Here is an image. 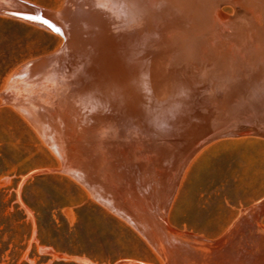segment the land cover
I'll return each instance as SVG.
<instances>
[{"label":"rangeland","instance_id":"374dc122","mask_svg":"<svg viewBox=\"0 0 264 264\" xmlns=\"http://www.w3.org/2000/svg\"><path fill=\"white\" fill-rule=\"evenodd\" d=\"M24 1L62 12L70 37L0 14V90L11 84L0 137L13 160L34 150L38 169H53L0 173L9 210L19 204L36 230L24 186L59 175L137 232L153 255L147 264H264V38L247 24L261 1L213 0L221 27L210 32L201 25L212 0ZM62 213L76 225V206ZM59 260L99 264L36 234L15 264Z\"/></svg>","mask_w":264,"mask_h":264},{"label":"trees","instance_id":"16d2710c","mask_svg":"<svg viewBox=\"0 0 264 264\" xmlns=\"http://www.w3.org/2000/svg\"><path fill=\"white\" fill-rule=\"evenodd\" d=\"M21 61L5 64L3 77ZM13 116L17 127L34 135L22 118ZM9 143V140L0 137V173L16 167L18 175H21L40 168L43 162L33 161L38 159L37 155L33 156L34 150L13 160L9 156ZM6 190L4 188L0 192V264L8 262V258L13 264L17 263L35 234L42 246L52 247L69 256H86L99 264H115L122 260L146 262L153 256L137 232L91 201L78 184L66 177L39 174L24 186L22 203L25 209L34 213L36 230L19 204L15 205L14 211L9 210L14 199L6 203ZM80 192L84 197L74 199L73 196ZM71 205L76 206L77 223L74 226L62 213L64 207ZM1 206L4 208L1 209ZM35 250L34 244L33 253ZM54 264L81 263L59 260Z\"/></svg>","mask_w":264,"mask_h":264},{"label":"bare ground","instance_id":"6f19581e","mask_svg":"<svg viewBox=\"0 0 264 264\" xmlns=\"http://www.w3.org/2000/svg\"><path fill=\"white\" fill-rule=\"evenodd\" d=\"M136 2V0H134ZM208 1V0H206ZM257 1V0H256ZM255 1V2H256ZM259 1V0H258ZM261 3L264 5V0H260ZM259 1V2H260ZM4 4V6L1 8V10H11V9H14V10H19V11H23V12H28V13H32L33 15L43 19L46 23H45V27L48 28L50 31H52L53 29H56V30H59L61 31L62 33H64L65 35V38L66 40H68V38L70 37L69 36V32L67 31V27L65 28V21L63 23V15H62V12H52L51 10H47V9H44L43 7L39 6V5H36V4H29L27 3L26 1H23V0H11L10 3H7V0L5 1H2ZM83 2V1H82ZM84 2H87L86 0ZM213 2V0H212ZM138 3V2H137ZM86 4V3H85ZM206 4V2H205ZM213 5H216L214 6V8L211 9V4L210 2H208L206 4V10L208 11L205 18L203 19V22H202V25L201 26H204L205 28H213V25L216 23V20H215V16H216V13L218 11V7H217V4L218 2L217 1H214L212 3ZM259 4V3H258ZM182 5V4H181ZM248 6H250L249 4H247ZM246 5V6H247ZM254 6L256 5L253 4ZM195 6V5H193ZM199 6V5H198ZM78 7V6H77ZM186 7V6H185ZM201 7V6H199ZM245 7V6H244ZM257 7V6H256ZM260 7V6H259ZM80 8V7H79ZM191 9L194 8V7H190ZM196 8V7H195ZM127 9V8H126ZM125 9V10H126ZM189 9V7H188ZM187 9V10H188ZM128 10V9H127ZM185 10V9H184ZM200 10V9H199ZM203 10V9H202ZM239 10V9H238ZM198 11V10H197ZM136 12V11H134ZM139 12V11H138ZM137 12V13H138ZM189 12V11H188ZM203 12V11H202ZM249 12V11H248ZM194 14V13H193ZM66 15V14H65ZM131 15V14H130ZM140 15V14H139ZM197 16V15H196ZM12 17V16H11ZM202 17V16H201ZM138 19V18H137ZM169 19V18H168ZM194 19V18H193ZM65 20V18H64ZM192 23V22H191ZM196 23V22H195ZM229 23V22H228ZM231 23V22H230ZM199 24V23H198ZM217 24V23H216ZM227 24V23H226ZM225 24V25H226ZM232 24V23H231ZM247 24L248 26L250 27V30H249V33L248 35L251 36H259L260 38H264V6H263V10H262V13H260V11L258 10H252L249 14V18L247 20ZM259 24V26H258ZM69 24L67 23V26ZM196 25V24H195ZM194 25V26H195ZM219 25V23L217 24ZM193 26V27H194ZM201 26H198V27H201ZM220 26V25H219ZM247 26V28H248ZM196 27V28H198ZM221 27V26H220ZM226 27V26H225ZM153 28V27H152ZM216 28V27H215ZM69 29V28H68ZM157 29V28H156ZM189 29V28H188ZM191 29V28H190ZM214 29V28H213ZM222 28H220L221 30ZM85 30V29H84ZM149 30V29H148ZM201 30V29H200ZM205 30V29H204ZM207 30V29H206ZM182 31V30H181ZM194 31V30H193ZM198 31V30H197ZM197 31H194V32H197ZM211 31V29L209 30V32ZM229 31V30H228ZM154 32V31H152ZM213 32V31H212ZM200 33V32H199ZM197 33L196 36H199V35H202V34H199ZM203 33V32H201ZM214 33H217V32H214ZM228 33V32H227ZM72 34V33H71ZM187 34V33H186ZM204 34V33H203ZM213 34V33H212ZM58 35V34H57ZM74 35V34H73ZM177 35V34H176ZM190 35V34H189ZM193 35V34H192ZM211 35V34H209ZM207 35V37L209 36ZM228 35V34H227ZM59 36V35H58ZM204 36V35H203ZM212 36V35H211ZM216 36V35H215ZM188 37V36H187ZM192 37V36H191ZM195 37V35L193 36ZM218 37V35H217ZM212 38H214V36H212ZM219 38V37H218ZM221 38V37H220ZM195 39V38H194ZM202 39V38H201ZM250 39V38H249ZM188 40V39H187ZM210 40V39H209ZM160 41V40H159ZM190 41V40H189ZM214 40H212L213 42ZM154 42V41H153ZM182 43V42H181ZM73 44V43H72ZM156 44V43H155ZM213 45V44H212ZM189 47V46H188ZM124 51V50H123ZM216 53H220V51H217ZM190 54V53H189ZM68 55V54H67ZM116 56V55H115ZM230 56L231 57H234V53H230ZM63 58V57H62ZM119 58V57H117ZM122 59V58H121ZM68 62V61H67ZM153 62V61H152ZM142 64V63H141ZM61 65V64H60ZM199 65V64H198ZM61 67V66H60ZM197 68V67H196ZM261 69L263 70L264 68L261 67ZM260 69V70H261ZM219 70V69H218ZM56 75V74H55ZM203 75V74H202ZM66 83V82H65ZM59 88V87H58ZM128 91V90H127ZM129 93V92H128ZM45 94V93H44ZM59 95V94H57ZM79 101V100H78ZM163 104V103H162ZM119 107V106H118ZM262 109V108H261ZM136 110V109H135ZM29 111V110H28ZM55 112V111H54ZM58 112V110H57ZM257 112V111H256ZM260 112V111H259ZM53 115H56V113H53ZM59 116V115H58ZM58 118V117H57ZM60 118V117H59ZM62 118V117H61ZM60 118V119H61ZM59 119V120H60ZM57 120V119H56ZM59 120H57L58 122H60ZM65 120H63V123ZM57 122V123H58ZM118 123V122H117ZM61 124V122H60ZM62 127V126H61ZM60 127V128H61ZM69 127V126H68ZM82 127V126H81ZM80 128V127H79ZM111 128V126L109 127ZM118 128V127H117ZM135 128V127H134ZM146 128V127H145ZM62 129V128H61ZM87 129V128H86ZM87 131V130H86ZM94 131V130H93ZM102 131V130H100ZM105 132V130H103ZM121 132V131H120ZM81 133V132H80ZM83 133V132H82ZM90 133V132H89ZM87 133V134H89ZM100 137V136H99ZM128 141V140H127ZM125 142V141H124ZM136 142V141H135ZM116 144V143H115ZM144 145V144H143ZM142 145V146H143ZM138 147V146H137ZM190 147V145H189ZM139 148V147H138ZM136 149V148H135ZM187 149V148H186ZM139 154V153H138ZM66 156V155H65ZM264 201V200H263ZM113 207V206H112ZM116 209V208H115ZM260 209V208H259ZM258 209V210H259ZM118 210V208H117ZM119 211V210H118ZM260 214V213H259ZM251 216V215H250ZM173 235V234H172ZM154 241V240H153ZM161 250V249H160ZM165 255V254H164ZM174 262V261H173Z\"/></svg>","mask_w":264,"mask_h":264},{"label":"water","instance_id":"95a60500","mask_svg":"<svg viewBox=\"0 0 264 264\" xmlns=\"http://www.w3.org/2000/svg\"><path fill=\"white\" fill-rule=\"evenodd\" d=\"M11 1V0H10ZM24 1V0H23ZM29 3V2H27ZM4 3L3 2H0V14H6V15H10V16H13V17H17V18H20V19H23V20H26V21H30V22H33L35 24H38L40 26H43L45 27V21L35 15H33L32 13H28V12H23V11H19V10H14V9H11V10H1V8L4 6L3 5ZM29 4H32V3H29ZM28 17H33L34 19H28ZM46 28V27H45ZM48 29V28H47ZM52 31L60 34L63 39L66 41V38H65V35L64 33H62L61 31L59 30H56V29H53ZM11 87V84L10 83H7V85L0 90V98H3L4 102H7V95L9 93V89ZM246 125L248 126H252V125H256L255 122H252V121H243ZM231 130V129H230ZM229 130V131H230ZM235 129L231 130V131H234ZM226 130L223 129V130H219V131H215V132H212L210 134V136H216V135H222V134H225ZM46 171H53V169H37L36 173H43V172H46ZM135 264H147L146 262H143V261H138V260H132Z\"/></svg>","mask_w":264,"mask_h":264},{"label":"snow or ice","instance_id":"6c2138e0","mask_svg":"<svg viewBox=\"0 0 264 264\" xmlns=\"http://www.w3.org/2000/svg\"><path fill=\"white\" fill-rule=\"evenodd\" d=\"M28 19H34L33 17H28Z\"/></svg>","mask_w":264,"mask_h":264}]
</instances>
